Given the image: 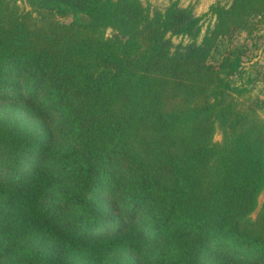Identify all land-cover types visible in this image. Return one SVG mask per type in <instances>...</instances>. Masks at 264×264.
<instances>
[{"label":"trees","instance_id":"1","mask_svg":"<svg viewBox=\"0 0 264 264\" xmlns=\"http://www.w3.org/2000/svg\"><path fill=\"white\" fill-rule=\"evenodd\" d=\"M24 1L0 0V264H264V0Z\"/></svg>","mask_w":264,"mask_h":264},{"label":"rangeland","instance_id":"2","mask_svg":"<svg viewBox=\"0 0 264 264\" xmlns=\"http://www.w3.org/2000/svg\"><path fill=\"white\" fill-rule=\"evenodd\" d=\"M16 1L19 4V6H21L22 8H26V9L30 8L24 0H16ZM169 1L170 0H143L144 3L150 4L152 6H155V5L163 6V5L167 4ZM215 1L216 0H179L181 5L192 4L194 6V11L196 12V14H199V15L206 12L208 10L210 4L215 2ZM66 20H68V19H66ZM209 21H210L209 16H205L204 17V29L206 28ZM110 32H111V29H108L107 34H109ZM257 36H259L258 40H257V42L259 44V48L257 50H255L254 52L258 54L257 57H258L259 62L262 64V67L264 69V31L258 33ZM180 39H181L180 36H173V38H172L174 43L179 42ZM262 89H263V93L261 95L264 96V82L259 83L257 85V87L254 90V93L256 94L257 91H260ZM263 114H264V111H263ZM220 138H221V134L219 131H217L215 133V139H220ZM261 200H262V196H260V202H261ZM253 215H255V212L253 213Z\"/></svg>","mask_w":264,"mask_h":264}]
</instances>
